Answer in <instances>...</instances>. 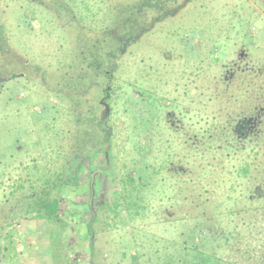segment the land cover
<instances>
[{
    "label": "rangeland",
    "instance_id": "obj_1",
    "mask_svg": "<svg viewBox=\"0 0 264 264\" xmlns=\"http://www.w3.org/2000/svg\"><path fill=\"white\" fill-rule=\"evenodd\" d=\"M135 1L0 0V264H89L90 211L96 264H162L183 239L192 247L197 191L222 237L204 228L207 249L227 262H264V195L247 197L264 167V119L254 116L264 112L261 0L165 6L164 19L123 45L109 79L91 73L78 85L82 101L95 98L90 120L84 104L74 112L75 92L51 94L104 45L96 38L114 25L106 7ZM98 79L111 83L103 103ZM139 90L153 104L140 103ZM78 118L92 132L75 136ZM238 124L261 139L235 142ZM76 157L77 182L60 180L71 182ZM243 162L247 175L237 171ZM129 184L140 190H131L136 207L122 200ZM47 189L59 195L58 218L35 219L31 193Z\"/></svg>",
    "mask_w": 264,
    "mask_h": 264
},
{
    "label": "trees",
    "instance_id": "obj_2",
    "mask_svg": "<svg viewBox=\"0 0 264 264\" xmlns=\"http://www.w3.org/2000/svg\"><path fill=\"white\" fill-rule=\"evenodd\" d=\"M100 1L102 3H106V5L108 3V0H100ZM191 1H194V0H191ZM261 2L263 3V6L261 7L264 9V0H261ZM170 3L174 4L175 9L173 11L179 10L183 6H185L184 0H138V1H135L129 4H124L122 7H120L118 4H115V6L111 5V7H109L108 5V7H106L105 13L108 14L110 12L109 16L114 18V25L112 27H108L107 29H104V32L101 34L102 35L101 38L99 39L96 38V41H98V44L103 43L104 45L102 44L97 45L95 49L93 50L92 60L86 64H81L78 70L76 69V73L75 72L71 73L70 76L68 77L66 75L64 77L66 78L65 81L60 82L57 80L54 85L49 86L50 90L52 91L51 94H56V91L58 92V90L66 91L67 93L75 92L74 93L75 101L73 103L74 112H77V114H79V111H80L79 105L84 104V106H87V110L85 114L87 116V119L90 120L91 119L90 115H92V117L95 115V111L93 109L94 105L92 104V100L94 101L95 98L93 97L91 99H84L82 101L81 96L79 94L80 90L78 89V85L83 84L84 79L87 77L86 75H89L91 73L92 74L100 73L99 78L103 76L104 78L109 79L112 75L111 72H113L117 68L115 60L118 57L121 49H123L124 47L123 45L134 43L140 38V36L144 32L151 31L156 25V23L159 22V20H161L162 18L164 19V17L169 14V12H167L166 9H164V7ZM173 11L171 13H173ZM103 51L105 52V54L102 53ZM104 57H106V59ZM13 74H15V71H12L11 75ZM98 83H99V86H102L101 89H102V95H103L102 97L101 96L99 97V102L102 101L103 103V100L105 101L107 100L108 94L111 91V88H110L111 83L109 80H107L106 83L103 85L100 79H98ZM139 92H140V95L147 93V95L144 98L142 97L139 100L137 99L138 101H140V103L153 104V101L151 102L149 101L150 103H145L144 100H149V98L151 97H153L155 100L156 98L155 96L149 95L150 94L149 91L146 92V91L139 90ZM46 102H49L48 99ZM46 102L41 104L42 110L47 109ZM51 106H54V105H51ZM256 111L257 110L255 109V112ZM262 113L259 112L254 116H259L263 120L264 112L262 111ZM77 120L75 121L76 125L74 127L75 131L73 133L75 136L79 137L80 133H83L86 131V134H87L88 132L91 131L90 128H89L90 130H88V128L86 129L85 127L80 126L78 124L79 118ZM255 120L257 121L258 119H254L253 121ZM102 121H104L103 118L101 119V121L97 119L95 126L102 123ZM102 126H103V123H102ZM81 127L85 129H81ZM230 131H231L232 136L235 138L234 139L235 142L238 141L239 138H246L247 136L253 137L254 141L261 139V137L260 138L256 137V134L261 135V133H258V131H256L255 129H251L250 131V127L248 129L246 125L243 127H241L240 124L236 126H232ZM198 135L199 134H196V137ZM107 136H105V141L108 142L109 138ZM200 137L201 135H199L197 138H200ZM233 146L234 145L232 144L229 147H225V148L226 149L229 148V150H234L235 148H233ZM195 150L198 151L199 148ZM234 152L235 151H233V154ZM76 159L77 160H74V162L70 163L69 168H68V171L73 172L74 174L73 175L74 177L73 179H71V182L68 181L70 180V178H65V177H61L60 180L67 181L68 183H71V184H74L77 182L78 180L77 176H78V172L80 169V165L82 164V159L81 157H76ZM209 164H211V162H209ZM202 168L204 169L207 168V164L202 166ZM237 171L239 174L247 175L249 171L248 163L243 162L242 165L238 166ZM259 173L258 174L261 177H259L260 179L257 182L258 185L255 186L256 188L255 191L253 190L252 192L250 191L251 193H249V195L247 196L249 199L251 198L260 199L264 195V167H262L259 170ZM187 176L188 174L186 173V175L182 177L186 178ZM179 179H181V177H179ZM125 180L127 182V179ZM129 186L131 187V189L125 187L126 191L122 196V200L124 202H127V198L131 196L132 194L131 190H134V191L136 190V192L140 191L138 188H136L137 186L135 184L133 185L129 184ZM50 191H51L50 189H47L45 193L44 192H32L31 193V198H33V203L31 206L33 218L35 219L45 218L48 220L58 218L57 214H59V208H60L61 201L59 199V195L49 196L48 194L50 193ZM199 198L200 196L197 191V196L195 199L196 203L194 205V208L197 210L198 209L200 210L197 211V213L193 215V217H196V218H194L195 224L193 225L191 229V235H190L192 247L191 248L188 247L186 240L183 239L182 242L179 244L181 247V251L178 253V255L176 256L175 254H172V253H168L164 255L165 260L162 261V264H239L235 261H231V262L223 261L220 258H218L212 251H209L207 249L206 247L207 238L206 236H203V235L201 236V232L205 231L204 228H208L209 230L203 233L212 235L214 237L213 239H220L222 237H220V233L218 231L214 230L215 224L213 223V220H212L213 217L210 211L205 207V201H203V203L200 204V202L202 201H200ZM130 202L131 204L129 203L128 204L129 206H131L132 204L135 205L137 203L135 202V199L131 197H130ZM118 207H119V204H117L116 209L118 210H116L115 216H118V213H117L119 212ZM229 212H231V210H229ZM229 214L230 213L228 212L225 213L226 216H228ZM96 216H97L96 211H90V217L87 222V232L89 236L88 238L89 241L86 243L85 247L89 250V253L91 255V257L89 258V264H96L93 259L94 249H95L94 248L95 239H94L93 222L95 221ZM67 226H71V224H68ZM70 230L71 229L68 228V231ZM196 236H201L200 242L199 241L195 242ZM9 243H10V240H9ZM186 248L189 251H186ZM139 264H143L142 261L139 260ZM260 264H264V262H261Z\"/></svg>",
    "mask_w": 264,
    "mask_h": 264
}]
</instances>
